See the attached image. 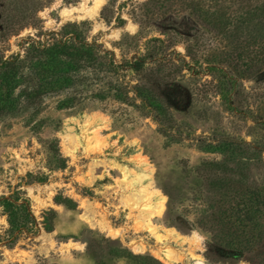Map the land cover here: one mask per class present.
Returning <instances> with one entry per match:
<instances>
[{"label": "rangeland", "instance_id": "1", "mask_svg": "<svg viewBox=\"0 0 264 264\" xmlns=\"http://www.w3.org/2000/svg\"><path fill=\"white\" fill-rule=\"evenodd\" d=\"M59 42L92 61L32 104L26 62L0 103V198L28 215L0 208V264H264V197L244 252L205 225L217 179L264 193V0H0V63Z\"/></svg>", "mask_w": 264, "mask_h": 264}, {"label": "trees", "instance_id": "2", "mask_svg": "<svg viewBox=\"0 0 264 264\" xmlns=\"http://www.w3.org/2000/svg\"><path fill=\"white\" fill-rule=\"evenodd\" d=\"M71 48L72 47L68 46L66 43L60 42L43 49L31 46L25 59L19 60L13 57L9 60L2 61L0 63V70L2 72L0 76V91L2 89H5V91L4 93L0 92V103L3 102L5 104L12 101L11 86L16 83L17 74L22 65L26 62H29V68L32 69L39 78L38 86L25 95V99H27L30 104L36 102L37 99L48 92V90H53L56 86L66 81V78L58 77V75L62 73L64 67H66L64 69L65 71H70L72 69L71 65L66 61H80L81 68L85 63L90 64L93 59V51L90 46L84 45L81 42V47ZM138 66L140 65L138 64ZM225 144L224 147L219 146L218 148L224 154L227 152V154L234 156L242 151L241 146L237 142H225ZM225 148L227 149L225 150ZM218 166V164L211 165V167ZM212 185L214 188H218L223 194L228 195L231 204L225 207L227 209L223 208L213 212L210 215V219H206L208 221H205V225L212 226L219 230L220 235L218 239L224 242V244L218 243L220 246H225L229 250H234V252H236L235 254L248 250V244L250 243L251 245V243L254 242L252 241L253 232L256 231L258 226L261 227L258 221L259 217L257 214L259 212L257 208L259 198L264 197V193L245 191L244 189L246 188L243 186L240 178L234 181L231 179H223L222 177L217 179L216 183L212 182ZM0 208L4 209V213L8 218V223L11 226L15 225L16 230L26 228L27 213L24 210V212H17L18 210L21 211L23 208L22 206L16 205L14 202L7 199L0 198ZM231 215L237 216V222H239L240 228H236L235 223L231 221ZM229 233L233 235L237 234L242 239L237 240L239 237H232L231 241L225 244L228 240L224 241V238L229 235ZM152 262L153 263H146V261L143 260V263L146 264H155L154 262L156 261Z\"/></svg>", "mask_w": 264, "mask_h": 264}, {"label": "bare ground", "instance_id": "3", "mask_svg": "<svg viewBox=\"0 0 264 264\" xmlns=\"http://www.w3.org/2000/svg\"><path fill=\"white\" fill-rule=\"evenodd\" d=\"M72 10H74V9H72ZM64 13L63 14H69L70 13V11H68V10H65V11H63ZM71 15V14H70ZM105 224V223H104ZM103 224V225H104ZM105 229V228H104ZM154 229V228H153ZM106 230H107V232H110L111 230H110V228L109 227H106ZM152 230V229H151ZM155 233V231H151V233ZM156 234V233H155ZM190 240H196V241H199V239H198V237L196 236V235H193V236H191L190 238H189ZM175 260V257L173 256V254L172 253H170V251H168V252H164V254L162 255V261L163 262H165V263H167V264H169L170 262H172V261H174ZM178 260V259H177ZM197 264H204L202 261H198L197 262Z\"/></svg>", "mask_w": 264, "mask_h": 264}]
</instances>
